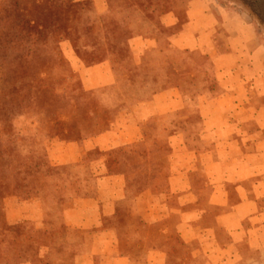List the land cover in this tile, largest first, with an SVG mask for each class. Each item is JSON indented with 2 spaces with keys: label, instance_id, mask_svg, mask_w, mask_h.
Segmentation results:
<instances>
[{
  "label": "rangeland",
  "instance_id": "obj_1",
  "mask_svg": "<svg viewBox=\"0 0 264 264\" xmlns=\"http://www.w3.org/2000/svg\"><path fill=\"white\" fill-rule=\"evenodd\" d=\"M134 1L110 0L109 12L102 14L91 0H0L1 207L5 220L14 226L0 244V264H42L44 260L57 264L64 244L74 236L66 227L67 211L79 199H137L144 213L151 209L150 228L142 219L141 230L119 240L124 254H137L139 258L147 251L155 253L156 242L164 240L161 212L168 210L177 216L173 211L186 200L184 211L196 209L191 197L184 196L188 187L184 185L181 193L173 194L168 182L173 155L169 138L177 130L158 132V117L147 121V113H140V109L157 92L185 87L190 91L186 93L185 111H193L197 106L194 96L217 88L212 81L217 74L202 61L206 76L212 80L208 87L195 83L192 72L198 70L192 67L190 71L188 62L199 57L184 52L168 54L170 62L153 54L157 62L150 69L153 77L132 70L136 60L131 40L139 17L127 19L139 10ZM219 2L233 14L248 15L264 45V0ZM104 62L112 64L116 82L98 70L87 73L88 68ZM138 117L147 121L141 126L142 136L138 133L137 142L118 145L121 140L125 143V138H135L128 127L131 118L137 121ZM79 118L85 123L80 125ZM170 120L172 124L185 123L181 112ZM250 126V162L261 169L262 177L243 185L255 196L264 188V131L252 123ZM104 133L110 134L96 146L92 140ZM194 136L188 138H197L198 134ZM252 137L260 138V146L253 145L257 140ZM112 160H116V167ZM227 167L224 159L211 168L218 175L209 181L191 182L192 190L207 194L209 184L215 202L222 201L225 190L235 193L237 179L227 181ZM210 200L202 197L196 204L200 216L211 215L199 221L204 227L216 226L218 231H204L200 248H181L190 257L197 254L191 264H216L221 261L219 252L225 250L231 264H264V198L258 200V213L244 218L237 234L244 243L222 250L215 238L223 244L227 233L221 229L224 221L219 215L230 213L234 202L211 212L207 207ZM155 261L159 262V257ZM166 264H173L172 255H168Z\"/></svg>",
  "mask_w": 264,
  "mask_h": 264
},
{
  "label": "crops",
  "instance_id": "obj_2",
  "mask_svg": "<svg viewBox=\"0 0 264 264\" xmlns=\"http://www.w3.org/2000/svg\"><path fill=\"white\" fill-rule=\"evenodd\" d=\"M91 1L102 14L109 12L110 0ZM134 2L139 10L127 19L133 21L139 17L134 23L136 35L131 40V53L136 60L132 70L140 75L148 73L152 76L150 69L157 63L151 57L153 54L162 55L170 62L168 54L184 52L186 55L195 54L199 57L188 62L190 71L192 67L198 70L197 73L192 72L195 83L208 87L212 80L206 76V64L202 61L217 74L216 80L214 78L212 80L217 88H208L203 95L194 96L197 106L193 111H185L188 103L186 93H190L185 87L157 92L151 99L146 100L140 109V113H147L145 119L147 121L152 117H158L156 121L160 127L158 132L177 130V134L169 138L173 155L170 160L168 181L173 188V194L181 193L184 185L188 187V195L184 196L191 197V203H194L196 209L192 212L184 211L188 203L186 200L180 208L173 211L179 218L176 224L169 222L173 215H170L168 210L161 212V220H164V240L156 242L155 253L154 250L147 251L139 258L137 254H124L119 240L141 230L142 219L147 225L145 227L150 228L152 222L148 214L153 215L151 209L147 208L144 213L138 206L137 199L122 197L112 200L99 197L79 199L73 202L67 211L66 227L74 236H70L68 243L64 244V251L57 258V264H166L168 255L173 256V264H191L197 254L190 257L181 248L186 246L200 248L203 246L204 231H218L216 226L207 224L204 227L199 221V218L206 220L211 217L210 214L202 217L197 210L202 197H211L210 205L207 206L211 208V212L215 208L219 209L234 202L230 213L224 212L219 215L224 221L221 229L227 233L223 244L215 238V243L221 250L232 244L235 246L244 243L243 239L237 238V234L243 228L244 218L253 213L257 214L258 200L264 198V188L254 196L253 192L243 185L246 181L262 177L261 169L253 167L250 162L248 146L249 139L253 136L250 133V124L252 123L253 127L259 126L261 131H264V106H260L264 103V45L248 15L233 14L219 0ZM163 40L165 43H162ZM95 70L103 73L109 81L116 82L110 62L88 68L87 73L91 74ZM175 79L180 80L178 76H175ZM251 100L255 102L250 103ZM179 112L181 116L183 115L185 123H169ZM183 112H186L185 115ZM131 119L128 130L131 129L135 133L133 136L135 138L131 140L125 138L123 139L125 143L121 140L118 145L135 143L139 136H142L141 126L147 121L142 117L136 118L137 121ZM108 134L110 133H104L92 141L96 146H100ZM197 134V138H188L190 135L196 137ZM252 139L257 140V143L253 142L254 146H260L258 142L260 138ZM224 159L228 162L225 169L227 181L237 179L235 193L229 194L225 190L222 201L215 202V194L210 190L209 184L207 194L202 195V191L195 188L192 190L194 185L191 186V182L196 184L198 180L204 178L209 181L218 175L219 172L211 168L219 166ZM195 186L197 188V185ZM79 233L81 235L78 236ZM145 238L147 239L146 236ZM219 253L221 261L216 264H231V258L227 256L226 250ZM158 257L159 262L155 261ZM42 264L53 263L44 260Z\"/></svg>",
  "mask_w": 264,
  "mask_h": 264
},
{
  "label": "trees",
  "instance_id": "obj_3",
  "mask_svg": "<svg viewBox=\"0 0 264 264\" xmlns=\"http://www.w3.org/2000/svg\"><path fill=\"white\" fill-rule=\"evenodd\" d=\"M79 119H80V123H79L80 125H82V123H85V121H86L83 118H79ZM111 163H112L113 167L114 166L115 167L117 166V164H115L116 163V160H112ZM133 182H134V179L131 180V183H133ZM3 188H4L3 185H0V244L3 242V238L5 237V235H7L8 233H10V231L14 229V226H11L8 223V221L5 220V217H4L3 213H2L1 199H2V193L4 192L3 191ZM169 219H170L169 222H171L173 220L174 221L175 220L178 221V216H172Z\"/></svg>",
  "mask_w": 264,
  "mask_h": 264
}]
</instances>
